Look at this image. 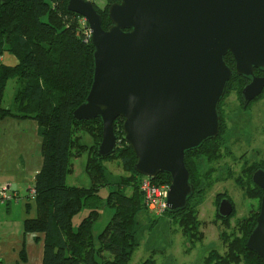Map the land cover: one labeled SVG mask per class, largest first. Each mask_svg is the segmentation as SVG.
Returning <instances> with one entry per match:
<instances>
[{
    "label": "water",
    "instance_id": "obj_1",
    "mask_svg": "<svg viewBox=\"0 0 264 264\" xmlns=\"http://www.w3.org/2000/svg\"><path fill=\"white\" fill-rule=\"evenodd\" d=\"M66 7L85 19L94 48L92 82L73 118L101 119L100 157L115 151L113 121L122 118L134 170L167 173L164 210L184 209L194 191L185 152L219 133L218 104L233 72L225 55L236 74L250 78L240 91L244 107L264 89V76L253 73L264 69V0H112L107 28L92 0ZM251 179L262 194L246 246L264 264V168ZM232 211L222 197L217 215Z\"/></svg>",
    "mask_w": 264,
    "mask_h": 264
},
{
    "label": "trees",
    "instance_id": "obj_2",
    "mask_svg": "<svg viewBox=\"0 0 264 264\" xmlns=\"http://www.w3.org/2000/svg\"><path fill=\"white\" fill-rule=\"evenodd\" d=\"M66 4L67 0H0V57L8 53L17 59L13 65L0 61V119L6 116L32 118L37 123L41 138L42 162L34 175L33 185L36 213L23 220V230L43 235L41 264H125L136 246L132 223L134 214L140 209V198L136 194L112 189L102 200L98 186L105 183V173L98 159L118 156L123 169L134 172L142 200L139 181L143 175L134 170L135 155L122 138V118L117 117L113 121L117 136L115 151L100 157L96 154V147L101 139V119L75 120L72 116L75 107L85 99L92 82L94 48L91 40L86 38L82 16L68 10ZM96 10L101 15L100 9ZM101 19L102 26L107 28L109 17V23L104 24L102 15ZM224 59L233 70L231 54L225 55ZM233 75L234 72L231 78ZM10 78H15L17 82L13 95L14 109L2 105L3 92ZM81 131L95 139L85 165L92 181L90 187L66 182V176L73 170L72 159L88 148L81 143ZM216 137L185 152V165L192 184L188 154L215 141ZM160 177H164L169 184L170 177L164 172L158 173L152 180L159 183ZM256 190L262 194L257 185ZM190 198L184 209L175 213L164 211L169 215L184 212ZM26 204L31 206L30 202ZM84 204L89 206V212L74 229L72 219ZM106 204L114 211L99 232L96 247L92 224L98 217L99 207ZM255 218L245 230L244 238L231 242L230 251H237V254H228V259L219 260L218 264H262L261 258L246 246ZM39 238L36 236L37 240ZM140 264L152 263L143 261Z\"/></svg>",
    "mask_w": 264,
    "mask_h": 264
},
{
    "label": "rangeland",
    "instance_id": "obj_3",
    "mask_svg": "<svg viewBox=\"0 0 264 264\" xmlns=\"http://www.w3.org/2000/svg\"><path fill=\"white\" fill-rule=\"evenodd\" d=\"M92 1L100 9L98 11L104 24L109 23L106 9L109 0ZM6 62L8 64L7 59ZM244 83L236 74L232 76L219 104L221 128L216 140L187 156L194 193L184 212L169 215L165 211L157 212L148 208L138 193L134 172L125 171L118 156L98 159L105 173V183L98 186L102 200L106 199L112 189L129 195L136 194L140 198V209L134 214L132 223L136 246L125 264H140L143 261L152 264H218L219 260H227L228 254H237V251H230L231 242L236 238H244L245 230L259 211L261 193L256 190L251 175L257 167L264 166V90L249 106L242 108L239 95ZM16 88L15 78L8 79L3 92L4 107L14 109L13 95ZM20 120H25L28 126L20 123L15 129H24L26 135L31 136L32 141L29 143L33 151V139L38 133L37 128L34 130L36 122L32 118ZM11 129L6 128L5 132ZM80 135L81 143L88 148L79 157L72 159L73 170L66 176V182L90 187L92 181L86 173L85 165L95 139L85 131H81ZM37 136L40 138L39 134ZM18 181H23L18 199H21L24 208L25 202H30L33 213L29 215H35L34 202L27 197L26 190L31 180L27 178ZM158 182L168 185L164 177H160ZM221 196H228L234 206L232 214L226 219L217 215V203ZM89 209L84 204L74 215V229ZM98 210V217L92 224L96 247L99 244L98 234L111 218L114 208L106 204ZM107 255L111 257L109 253ZM27 264H34L33 260H28Z\"/></svg>",
    "mask_w": 264,
    "mask_h": 264
},
{
    "label": "crops",
    "instance_id": "obj_4",
    "mask_svg": "<svg viewBox=\"0 0 264 264\" xmlns=\"http://www.w3.org/2000/svg\"><path fill=\"white\" fill-rule=\"evenodd\" d=\"M6 59L10 65L17 62L13 55L4 53L0 61L7 64ZM20 119L22 118L13 116L0 119V188L6 186L9 190H15L18 197L23 182L18 180L28 178L31 183L26 185V190L33 187L34 175L42 162L39 153L41 138L37 136L38 133L35 134L33 139L35 149L32 151L29 143L32 141L31 136L26 135L24 129H15L20 123L28 126L25 120ZM6 128L12 129L5 132ZM36 128L37 123L34 125L35 131ZM26 203L24 208L20 198L9 202L0 199V264H27L28 260H33L34 264H41L43 235L23 230V220L33 213L31 212L33 205L28 207ZM36 236L40 237L39 240Z\"/></svg>",
    "mask_w": 264,
    "mask_h": 264
},
{
    "label": "built area",
    "instance_id": "obj_5",
    "mask_svg": "<svg viewBox=\"0 0 264 264\" xmlns=\"http://www.w3.org/2000/svg\"><path fill=\"white\" fill-rule=\"evenodd\" d=\"M81 23L86 26V38L90 39V31L83 17ZM167 186L168 185L153 181L151 177L143 175L139 181V190L143 196V203L148 208L154 209L157 212L164 211ZM27 197L31 200H34L35 189L33 187L28 188ZM17 198L18 196L15 190H9L8 188H6V186L0 188V199L2 201L9 202Z\"/></svg>",
    "mask_w": 264,
    "mask_h": 264
},
{
    "label": "flooded vegetation",
    "instance_id": "obj_6",
    "mask_svg": "<svg viewBox=\"0 0 264 264\" xmlns=\"http://www.w3.org/2000/svg\"><path fill=\"white\" fill-rule=\"evenodd\" d=\"M111 1H112V0H111ZM111 1H110V2H111ZM110 2H109V3H110ZM109 3H108V4H109ZM233 72L235 73V70H234V69H233ZM253 73H254L255 76H258V77H259V76H264V69H261V68H254V69H253ZM235 74H236V73H235ZM236 75L239 76L241 79H243V80L245 81L244 85L250 82V78H249V77H244V76H242V75H238V74H236ZM244 85H243V86H244ZM243 86H242V87H243ZM241 89H242V88H241ZM263 90H264V89H263ZM240 91H241V90H240ZM262 93H263V91H262ZM262 93H261V94H262ZM258 97H259V96H258ZM258 97L252 99V100H251L250 102H248V104L244 107L243 103H242L241 100H240V95H239V101H240L241 107H242V108H246L247 106L250 105V103H251L253 100L257 99ZM222 98H223V97H222ZM221 100H222V99H221ZM221 100H220V101H221ZM219 104H220V102H219ZM219 104H218V109H219ZM219 113H220V110H219ZM220 128H221V114H220ZM220 128H219V130H220ZM218 134H219V133H218ZM222 197H224V196H221L220 199H221ZM227 197H228V196H227ZM228 198H229V197H228ZM220 199H219V200H220ZM229 199H230V198H229ZM219 200H218V201H219ZM230 200H231V199H230ZM231 201H232V200H231ZM232 203H233V202H232ZM233 207H234V206H233ZM216 210H217V209H216Z\"/></svg>",
    "mask_w": 264,
    "mask_h": 264
}]
</instances>
